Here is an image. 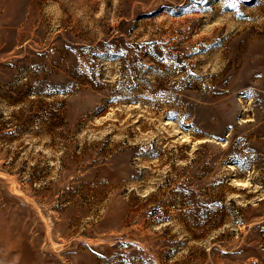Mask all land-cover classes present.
I'll return each instance as SVG.
<instances>
[{
  "label": "rangeland",
  "instance_id": "1",
  "mask_svg": "<svg viewBox=\"0 0 264 264\" xmlns=\"http://www.w3.org/2000/svg\"><path fill=\"white\" fill-rule=\"evenodd\" d=\"M0 264H264V0H0Z\"/></svg>",
  "mask_w": 264,
  "mask_h": 264
}]
</instances>
